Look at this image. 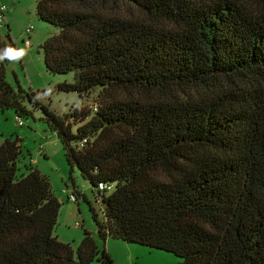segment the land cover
I'll list each match as a JSON object with an SVG mask.
<instances>
[{"label":"trees","instance_id":"1","mask_svg":"<svg viewBox=\"0 0 264 264\" xmlns=\"http://www.w3.org/2000/svg\"><path fill=\"white\" fill-rule=\"evenodd\" d=\"M36 10L59 29L41 45L47 71L75 76L55 89L99 91L97 102L57 115L6 80L12 51L0 41V108L43 109L70 178L78 169L98 190L101 241L178 264H264V0H38ZM21 141L0 139V264H115L89 230L77 249L54 235L62 202L46 174L21 166Z\"/></svg>","mask_w":264,"mask_h":264},{"label":"rangeland","instance_id":"2","mask_svg":"<svg viewBox=\"0 0 264 264\" xmlns=\"http://www.w3.org/2000/svg\"><path fill=\"white\" fill-rule=\"evenodd\" d=\"M37 3L38 0H0V5L9 6L5 22L0 24V41L12 51L6 64V80L15 87L19 84L26 91L35 92L36 100L57 115L63 116L82 108L92 111L99 91L82 97L77 92L55 89L58 83L74 82L75 76L74 73L52 74L47 71L41 45L59 29L39 17ZM25 103L33 114L21 116L23 125L19 123V115L14 109L0 108V139L22 138L21 166L33 163L49 177L55 195L62 202L54 235L77 249L85 230H89L100 245H105L115 264H178L179 258L165 250L113 237H108L105 243L101 241L92 212V208L95 209L98 218L103 220L104 204L98 199V190L78 169L72 173L74 181L70 178V167L61 139L42 119L45 115L43 109L34 107L29 99ZM21 171L26 170L22 167ZM63 189H77L86 198L81 196L78 202H71ZM77 222L80 226L76 225ZM92 264L101 263L95 261Z\"/></svg>","mask_w":264,"mask_h":264},{"label":"built area","instance_id":"3","mask_svg":"<svg viewBox=\"0 0 264 264\" xmlns=\"http://www.w3.org/2000/svg\"><path fill=\"white\" fill-rule=\"evenodd\" d=\"M9 10V6L6 4H1L0 5V24L2 25V23L5 22L6 19V12ZM30 31V29H29ZM18 121L21 125H23V122L21 120V118H18ZM105 187H107L104 184H100V189H104ZM63 193L67 195V199L71 202H77V196L74 190H69V189H64ZM77 226H80V223L77 222L76 224Z\"/></svg>","mask_w":264,"mask_h":264},{"label":"crops","instance_id":"4","mask_svg":"<svg viewBox=\"0 0 264 264\" xmlns=\"http://www.w3.org/2000/svg\"><path fill=\"white\" fill-rule=\"evenodd\" d=\"M7 24H9V23L7 22ZM9 26H10V24H9ZM33 162H36V163H37V161H36V160H33Z\"/></svg>","mask_w":264,"mask_h":264}]
</instances>
